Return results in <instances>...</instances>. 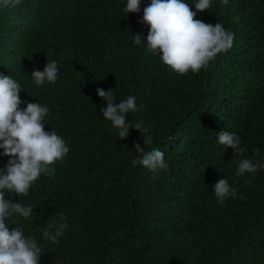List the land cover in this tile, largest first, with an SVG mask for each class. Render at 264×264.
<instances>
[{
  "label": "trees",
  "instance_id": "trees-1",
  "mask_svg": "<svg viewBox=\"0 0 264 264\" xmlns=\"http://www.w3.org/2000/svg\"><path fill=\"white\" fill-rule=\"evenodd\" d=\"M185 2L194 19L221 23L234 42L207 69L183 75L147 50L150 26L140 20L151 0L128 14L127 0H21L0 9V72L20 84L22 101L48 107L45 130L70 148L54 178L42 173L28 195L5 194L34 209L12 219L42 248L39 264H264V169L236 175L241 159L264 162V0H211L203 11L198 0ZM53 60L57 81L37 87L32 72ZM98 88L117 103L136 97L143 107L126 122L150 127V145L134 127L119 138ZM224 130L240 138L241 156L218 143ZM137 142L163 151L168 170L133 165ZM221 178L238 190L223 205L213 187ZM54 222L69 225L59 243L43 237Z\"/></svg>",
  "mask_w": 264,
  "mask_h": 264
},
{
  "label": "clouds",
  "instance_id": "clouds-1",
  "mask_svg": "<svg viewBox=\"0 0 264 264\" xmlns=\"http://www.w3.org/2000/svg\"><path fill=\"white\" fill-rule=\"evenodd\" d=\"M227 2V0H225ZM21 0H0V9L16 7ZM211 0H198L195 4L197 11L208 10ZM126 14L141 11V0H127L124 8ZM197 12L193 11L185 0H151L143 9L141 23L150 26L147 35V50L153 55H160L162 62L173 71L183 75L189 71L200 72L207 69L216 59L218 54L227 53L232 48L234 33L225 29L221 23H205L194 19ZM142 34L135 33L134 44L143 47ZM58 66L56 61L46 64L43 70L35 69L31 76L37 87L45 83H55L58 79ZM107 106L102 108L103 117L110 121L118 133L119 138L129 136V130L135 128L144 137L145 144L150 145L153 135L150 127H145L143 122L133 126L126 122L129 113H134L142 108L137 105L135 96H128L117 103L114 93L103 88L97 89ZM21 86L10 75L0 72V149L2 155L9 157L5 168H0V264H39L42 248L37 240L26 236L23 226L17 225L12 219L14 215L30 218L34 209L19 202H12L5 198L6 191L16 195H28L30 187L42 173L50 178L55 176L57 161L63 162L70 151L67 142L55 130H45V117L49 114L46 106L40 103L22 101ZM26 103V108L21 104ZM218 143L225 149H234V156H241L246 148L241 146L240 138L229 131H221ZM136 152L141 154L132 161L133 165L140 164L153 173L167 171L168 163L165 153L158 148L145 152L137 142ZM256 155L259 152L256 151ZM264 169V162L253 163L245 158L239 162L236 175L255 173ZM214 194L217 201L223 205L231 197L236 199L238 190L230 186L225 178L219 179L214 185ZM243 200L244 196L239 195ZM6 219L16 226L9 230ZM66 217L61 214L60 221ZM67 223L58 225L50 223L43 232L45 240L59 243V237L64 235ZM52 229H55L53 232Z\"/></svg>",
  "mask_w": 264,
  "mask_h": 264
}]
</instances>
